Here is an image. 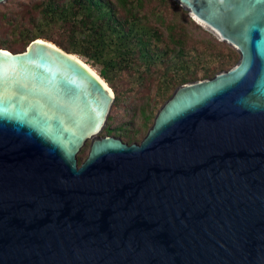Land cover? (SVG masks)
<instances>
[{
    "label": "water",
    "instance_id": "water-1",
    "mask_svg": "<svg viewBox=\"0 0 264 264\" xmlns=\"http://www.w3.org/2000/svg\"><path fill=\"white\" fill-rule=\"evenodd\" d=\"M175 1L240 57L140 142L76 55L0 47V264H264V0Z\"/></svg>",
    "mask_w": 264,
    "mask_h": 264
},
{
    "label": "trees",
    "instance_id": "trees-1",
    "mask_svg": "<svg viewBox=\"0 0 264 264\" xmlns=\"http://www.w3.org/2000/svg\"><path fill=\"white\" fill-rule=\"evenodd\" d=\"M33 7L30 25L20 16L0 12L6 34L13 30L18 35L0 38V47L18 52L36 38L50 39L49 32L62 28L68 39L59 44L100 67V76L115 91L113 107L126 99L128 92L117 90L116 76L132 74L141 88L153 80L156 72L160 73V99L142 104V120L137 127H113L114 117L108 118L104 132L122 131L128 143L140 141V133L146 135L154 122L156 106L158 110L173 94H167L170 89L211 78L232 67L240 57L230 47V51L222 53L203 40L191 42L189 24L196 25V21L175 0H41Z\"/></svg>",
    "mask_w": 264,
    "mask_h": 264
},
{
    "label": "rangeland",
    "instance_id": "rangeland-1",
    "mask_svg": "<svg viewBox=\"0 0 264 264\" xmlns=\"http://www.w3.org/2000/svg\"><path fill=\"white\" fill-rule=\"evenodd\" d=\"M39 1L41 0H8L6 3L0 4V12H8V13H12L17 16H20L21 17L20 19L23 22H25V24L30 25L29 23L32 22L31 21L32 18H30L29 16H33V14H35V10L33 6L35 3H38ZM26 17L27 19H25ZM195 24L196 25L189 24L191 42L203 40L204 42L212 46L214 49H216V51H220L222 53H227L228 51H230L228 47L233 48L226 42L219 40L213 33L208 31L201 25H199L197 22H195ZM198 26H201L202 28L201 29L197 28ZM6 28L7 27L5 25L2 26L0 24V38H3V39L18 38V35L13 34V30L11 31L9 30V32L6 34V31H7ZM48 34L50 35V39H47L45 37L41 39L52 42L58 47L64 49L59 44V41L67 42L68 35H66L65 30L63 31L62 28L57 27L56 29L54 28ZM17 46H21V45L18 44ZM18 51H23V50H18ZM74 55L78 56L85 62L87 61L86 58H84L81 55H78V54H74ZM89 65L100 75L99 66H92L91 64ZM160 81H161L160 73L156 72L154 74L153 80H149L146 85L140 88V85L139 83H137L136 77L134 75L129 74V73H122L116 76L114 79V83H115V87L117 88V90L126 89L128 92H127L126 99H124L117 107L114 106L111 109L110 116L114 117V122L112 123V126L113 127L122 126L123 129L127 127H137L140 121L142 120V116L140 112V107L142 106V104L146 103L147 100L149 102L152 101V103H155L157 102V100L160 99L159 89H158ZM106 83L111 87V85L108 82ZM174 91L175 90L170 89L167 94H171ZM160 108H158L157 110V106H156L154 112L157 114ZM118 133L120 134V137H122V131H117L116 134ZM103 134L104 132L102 133V135ZM138 139H140L141 141L143 139V134L140 133L138 135ZM140 141H137V142H140ZM89 148H90V143L87 142V144L82 148L81 152L79 153V156H78L79 159L84 160L87 157Z\"/></svg>",
    "mask_w": 264,
    "mask_h": 264
},
{
    "label": "bare ground",
    "instance_id": "bare-ground-1",
    "mask_svg": "<svg viewBox=\"0 0 264 264\" xmlns=\"http://www.w3.org/2000/svg\"><path fill=\"white\" fill-rule=\"evenodd\" d=\"M42 40V39H41ZM44 41V40H43ZM50 45H52V46H57V45H55L54 43H52V42H49V41H47ZM82 63H85L88 67H90V69L92 70V72L94 73V74H96L97 76H99L103 81H104V83H105V85L107 86V88H108V90L115 96V93L113 92V90L111 89V87L106 83V81L90 66V65H88L85 61H83L81 58H79L78 56H76Z\"/></svg>",
    "mask_w": 264,
    "mask_h": 264
},
{
    "label": "flooded vegetation",
    "instance_id": "flooded-vegetation-1",
    "mask_svg": "<svg viewBox=\"0 0 264 264\" xmlns=\"http://www.w3.org/2000/svg\"><path fill=\"white\" fill-rule=\"evenodd\" d=\"M103 132H104V129H103ZM102 132V133H103ZM103 135H112V136H116V137H120V134L118 133V134H116V133H112V134H106L105 132H104V134ZM89 143H91V141H88Z\"/></svg>",
    "mask_w": 264,
    "mask_h": 264
}]
</instances>
